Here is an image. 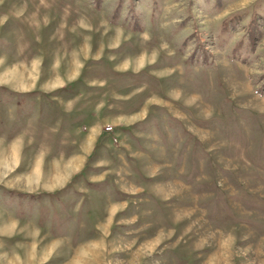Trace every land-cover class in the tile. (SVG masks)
<instances>
[{"label": "rangeland", "instance_id": "rangeland-1", "mask_svg": "<svg viewBox=\"0 0 264 264\" xmlns=\"http://www.w3.org/2000/svg\"><path fill=\"white\" fill-rule=\"evenodd\" d=\"M0 83V264H264V0H0Z\"/></svg>", "mask_w": 264, "mask_h": 264}, {"label": "crops", "instance_id": "crops-1", "mask_svg": "<svg viewBox=\"0 0 264 264\" xmlns=\"http://www.w3.org/2000/svg\"><path fill=\"white\" fill-rule=\"evenodd\" d=\"M0 84H3V83H0ZM19 86L20 87L13 88V90L26 91V90L31 89V87L26 88L24 85H19ZM79 166H80V159L79 158H72L64 164V169H65V172L68 174L69 172L73 171L74 169H77ZM58 181H59V178L54 182L55 183L54 185H56L58 183Z\"/></svg>", "mask_w": 264, "mask_h": 264}, {"label": "built area", "instance_id": "built-area-1", "mask_svg": "<svg viewBox=\"0 0 264 264\" xmlns=\"http://www.w3.org/2000/svg\"><path fill=\"white\" fill-rule=\"evenodd\" d=\"M110 128V127H109Z\"/></svg>", "mask_w": 264, "mask_h": 264}]
</instances>
